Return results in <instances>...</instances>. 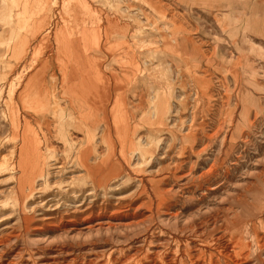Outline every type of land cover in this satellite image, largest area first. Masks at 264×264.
Listing matches in <instances>:
<instances>
[{
    "label": "rangeland",
    "instance_id": "obj_1",
    "mask_svg": "<svg viewBox=\"0 0 264 264\" xmlns=\"http://www.w3.org/2000/svg\"><path fill=\"white\" fill-rule=\"evenodd\" d=\"M32 79L40 90L19 99ZM82 81L100 101L89 132L67 119L82 102L59 98L63 82ZM0 101V141L15 119V160L24 131L31 190L46 187L27 189L29 225L15 223L5 258L19 251L15 264H149L159 254L157 264H264V0H0ZM115 120L130 121L126 133L97 128ZM85 134L89 157L79 165ZM83 169L89 183L71 185ZM10 175L0 170V196ZM46 238L57 241H39Z\"/></svg>",
    "mask_w": 264,
    "mask_h": 264
},
{
    "label": "bare ground",
    "instance_id": "obj_2",
    "mask_svg": "<svg viewBox=\"0 0 264 264\" xmlns=\"http://www.w3.org/2000/svg\"><path fill=\"white\" fill-rule=\"evenodd\" d=\"M77 67V66H76ZM69 76V75H68ZM87 79V78H86ZM67 81V80H66ZM87 81V80H86ZM53 82H55V81H53ZM89 82V81H88ZM56 84H57V82H55ZM54 83V84H55ZM64 83V82H63ZM62 83V84H63ZM45 84V83H44ZM61 84V85H62ZM21 85L22 84H19V88L18 89H22V87H21ZM58 85V84H57ZM60 85V89H61V91H60V95H59V98H63V99H65V93L66 94H69V95H71V93H72V97L71 98H69L68 100L69 101H71L72 100V98H74V100H79L80 102H82V104H81V106L79 107V111H75V110H72V111H75V112H73V113H71V115H70V118H67V119H69V124L71 125L70 127H73V126H80V128H82V130H84V131H86V132H89V131H93L91 128H90V119H92L93 118V116L95 117L96 116V114H94L93 113V111H91V109H92V107H95L97 104H99L100 103V101H97V98H95V96L93 95V94H91L92 95V98H91V96L89 95V87L91 86V84H88V83H84L83 81L82 82H77V83H67L66 82V84H64V85H62L61 86ZM55 86V85H54ZM9 87V86H8ZM39 87H40V84H36L35 83V81H34V79H32L29 83H26L25 85H24V87H23V89H22V91L18 94V98L19 99H22L23 100V98L25 99L26 98V96H29V95H31V94H35L36 93V91H38V89H39ZM92 87V86H91ZM198 88H200V86L198 87ZM16 89V88H15ZM40 90V89H39ZM59 90V89H58ZM18 91V90H17ZM43 91V90H42ZM50 92V91H49ZM59 92V91H58ZM57 92V93H58ZM198 92H199V90H198ZM55 93V92H54ZM63 93V94H62ZM15 94V93H14ZM44 94V93H43ZM42 95V94H41ZM99 95V94H98ZM48 96V95H47ZM53 96H55V94L53 95ZM56 97H57V95H56ZM6 98V97H5ZM41 98V97H40ZM49 98V97H48ZM116 98V97H115ZM170 98V97H169ZM12 99V98H11ZM2 100V99H1ZM8 100V99H7ZM115 100V99H114ZM118 100L119 99H117V104H118ZM14 101V100H13ZM45 101H47V100H45ZM55 101H57V99L55 100ZM113 101V100H112ZM173 101V100H172ZM1 102V101H0ZM4 102V101H3ZM6 102V101H5ZM120 103V102H119ZM2 105H3V103H2ZM10 105V104H9ZM12 105V104H11ZM10 105V106H11ZM14 105V104H13ZM171 105H172V103H171ZM15 106V105H14ZM104 106H105V104H104ZM118 106V105H117ZM3 107H5L4 105H3ZM9 107V106H8ZM13 107V106H12ZM119 107V106H118ZM174 107V106H173ZM11 108V107H10ZM57 108V107H56ZM122 108V107H121ZM129 108V107H128ZM72 109H73V107H72ZM94 109V108H93ZM62 110V109H61ZM119 110V109H118ZM122 110V109H121ZM120 110V111H121ZM176 110V109H175ZM15 111V110H14ZM60 111V110H59ZM64 111V110H63ZM63 111H61V112H63ZM67 111V110H66ZM111 111V110H110ZM115 111V110H114ZM71 112V111H70ZM107 112H109V110L107 109ZM119 112V111H118ZM169 112V111H168ZM10 113H11V111H10V109H7V111H6V115L7 114H9L10 115ZM60 113V112H59ZM66 113V112H65ZM124 113V112H123ZM117 114V113H116ZM66 115V114H65ZM68 115V114H67ZM111 116L109 113H106V114H104L102 117H109V116ZM133 114L132 113H129V112H127L126 111V114L124 115L127 119L129 118H132L133 116H132ZM148 115V114H147ZM155 115V114H154ZM8 116V115H7ZM16 116V115H15ZM113 116H115V115H113ZM146 116V115H145ZM61 117V116H60ZM67 117V116H66ZM181 117V116H180ZM1 118V117H0ZM17 118V117H16ZM116 118V117H115ZM122 118V117H121ZM153 118H155V117H153ZM10 119H11V117H10ZM18 119V118H17ZM66 119V118H65ZM9 120V119H8ZM166 120H167V118H166ZM111 121V120H110ZM18 122V121H17ZM20 122V121H19ZM8 122H6V124H7ZM21 123V122H20ZM27 123V122H26ZM11 132H10V138H9V140L7 141L6 139V143L3 141V142H1L0 141V151L2 150V149H4V148H6V147H11V151H10V155L9 156H7V157H5V155H3V154H1V156H0V170H4V169H6V170H8V171H11V173H12V175H10V181H9V186L8 187H6V189H5V194H3V196H0V224L1 223H4V222H6V221H8L10 218H15V212H16V210L20 213V215H19V218H18V221L17 222H13V224H11V225H6V226H4L1 230H0V264H15V255H17V256H20V253H17V252H19V251H17L16 252V254L15 255H13L12 256V258H5L4 257V254L6 253L7 254V252H9L8 251V246H10V244H11V242H12V239H13V237H14V234H13V232L15 231V223H17V225L18 226H21V222H22V220H25V221H27L28 220V218H24L23 216H22V212L24 211V202H25V200L27 199V197L30 195V194H33L34 192H31V191H36L37 193L38 192H43V191H45L46 190V187H45V185L42 183L41 184V186L40 187H34V189L33 190H31V184H30V182H29V172H28V170L26 169V166H25V162L23 161V159H24V157H26L28 154H29V150H30V148L31 147H33V145H32V141H31V139L29 138V136L24 132V131H22L23 132V134H21L20 135V140H18L19 142H20V147H19V156H18V158H17V160H15L16 158H15V149L17 148V147H15V119L13 120V118L11 119ZM23 124V123H22ZM127 124H130V121L128 122V123H124L123 124V126H121V124L120 123H118L116 120H115V122H114V125L113 126H107V125H101V126H97V128H101V130H102V134H104V133H109V132H111L112 130V132H115L116 134H121V133H123V132H125L126 130L125 129H127L128 127V125ZM173 124V123H172ZM19 125V124H18ZM26 125V124H25ZM60 125V127H61V124H59ZM165 125V124H164ZM176 125V124H175ZM20 126V125H19ZM58 126V125H57ZM173 126H174V124H173ZM176 126H178V125H176ZM3 127V126H2ZM6 127V126H5ZM59 127V128H60ZM124 127V128H123ZM140 127V126H139ZM8 128H10V127H8ZM110 128V129H109ZM18 129V128H17ZM168 129V128H167ZM176 129V128H175ZM10 130V129H9ZM64 130V129H63ZM3 131V130H2ZM1 131V132H2ZM5 131V130H4ZM16 132H18V131H16ZM64 132H65V130H64ZM35 133H37V132H35ZM126 133V132H125ZM7 134H9V133H7ZM29 134V133H28ZM43 134V133H42ZM113 134V133H112ZM2 135H3V132H2ZM5 135V134H4ZM32 135H33V133H32ZM46 136V135H45ZM123 136V135H122ZM38 137H39V135H38ZM87 136H86V134H85V137H83V139L84 140H80V141H77V143L79 144V147H77V146H75L76 147V152L75 153H77V154H75L76 156H75V160H77L76 161V163H79V165L81 164L80 162H82V161H84V160H87V157H89L88 156V154L89 153H87L88 151H86L88 148L87 147H89V146H87V145H85L86 144V142H88V140H86L85 138H86ZM18 138H19V136H18ZM17 138V139H18ZM34 138V137H33ZM39 139V138H38ZM68 140V139H67ZM113 140V139H112ZM39 141V140H38ZM48 141V140H47ZM114 141V140H113ZM44 142V141H43ZM153 142V141H152ZM36 143H39V142H36ZM45 143H46V141H45ZM48 143V142H47ZM83 143H85V144H83ZM43 144V143H42ZM41 144V145H42ZM44 145V144H43ZM48 145V144H47ZM73 146H74V144H72ZM71 145V146H72ZM146 146V145H145ZM41 147H43V146H41ZM48 147V146H47ZM145 148V147H144ZM143 148V150H145ZM152 148V147H151ZM150 149V148H149ZM90 150V149H89ZM7 151H9V149L7 150ZM32 151H33V149H32ZM47 151V150H46ZM91 151V150H90ZM148 152V151H147ZM146 152V153H147ZM18 153V152H17ZM31 153V152H30ZM44 153V152H43ZM83 153H85V157H84V154ZM51 154V153H50ZM102 155V154H101ZM164 156V155H163ZM102 157V156H101ZM31 158H32V154H31ZM43 159V158H42ZM67 159V158H66ZM99 159V158H98ZM101 159V158H100ZM99 159V160H100ZM16 161V162H15ZM32 161V160H31ZM44 162V161H43ZM68 161H62V163L60 164V165H58L57 166V170L56 171H58V172H60V171H62V169H64V167H65V164L67 163ZM97 162V161H96ZM105 165L106 164H108V161L107 160H103L102 161ZM101 162V163H102ZM31 164V166H32V163H30ZM96 164V163H95ZM111 164V163H110ZM17 167L19 168V169H17ZM30 167V166H29ZM43 167V166H42ZM92 167H100L101 168V166H92ZM44 168V167H43ZM96 168V169H97ZM95 169V168H94ZM96 169H95V172H97L96 171ZM16 170H18L19 172H20V174H19V176L18 177H16L15 178V171ZM41 170V169H40ZM36 171H38V170H36ZM43 171V170H42ZM41 171V172H42ZM39 172V171H38ZM93 172V171H92ZM47 173H49V171H47ZM50 174H51V172H50ZM55 174H57V173H54V175ZM100 174V173H99ZM35 175V174H34ZM42 175V174H41ZM69 176V175H68ZM46 177V176H45ZM9 178V177H8ZM91 178V177H90ZM5 179V178H4ZM7 179V178H6ZM128 179V178H127ZM68 181H69V183L71 184V185H73V184H77L78 182L77 181H79V182H85V183H89V181H88V179H87V174H86V169H83V173L82 172H80V173H78L77 175H71L68 179H67ZM32 182H33V180H32ZM56 182V181H55ZM62 182V181H61ZM6 183V182H5ZM34 183V182H33ZM50 184V183H49ZM55 184V183H54ZM94 185V184H93ZM33 186V185H32ZM75 187V186H74ZM33 188V187H32ZM92 188V187H91ZM27 189L28 190H31V191H27ZM93 189V188H92ZM91 189V191H89L88 193H87V195H91V194H93L94 192H93V190ZM1 190V189H0ZM4 191V190H3ZM68 191H70V190H68ZM80 190L78 189V188H74V189H71V191L70 192H68V193H70V195L71 196H69L70 197V199H72L73 201H75V200H77L78 201V199H79V197H80V193H78ZM31 192V193H30ZM35 195H37V194H35ZM86 195V196H87ZM38 196V195H37ZM86 196H84V198H83V200H85V198H86ZM98 196H99V194H98ZM43 197V196H42ZM94 198V197H93ZM121 198V197H120ZM125 198V197H124ZM92 199V198H91ZM117 199V198H116ZM95 201V200H94ZM84 202V201H83ZM117 202V201H116ZM128 202V201H127ZM46 203V202H45ZM33 204V203H32ZM42 204H44V202H43V199L41 198V200H39V201H36L35 202V204L34 205H30L29 204V210L30 211H33L38 205L41 207V205ZM66 204V203H65ZM64 204V205H65ZM91 204V203H90ZM94 204V203H93ZM116 204H118V203H116ZM125 204V203H124ZM129 204V203H128ZM10 205V209H11V211H9V213L6 211L5 213H3L2 214V210L6 207V206H9ZM58 205H59V203L57 202V203H55V205H53L54 207V209H55V206H57L58 207ZM82 205V203H80V204H78L77 206H81ZM121 205V204H120ZM119 205V206H120ZM90 206V205H89ZM88 206V207H89ZM122 206V205H121ZM129 206V205H128ZM87 207V208H88ZM50 208V207H49ZM48 208V209H49ZM41 209H43V208H41ZM78 209V208H77ZM6 210V209H5ZM37 210V209H36ZM202 211V210H201ZM204 211V210H203ZM202 211V212H203ZM17 212V213H18ZM167 212V211H166ZM43 214V213H42ZM28 215V214H27ZM26 216V215H25ZM215 216V215H214ZM40 217H42V216H40ZM50 217V216H49ZM68 217V216H67ZM70 218V217H69ZM209 218H210V216H209ZM206 219V218H205ZM222 219V218H221ZM69 220V219H68ZM210 220H212V219H210ZM28 222L29 221H27V224H28ZM213 226L212 227H215V226H217L216 224H217V217H214L213 218ZM207 224V223H206ZM24 225V224H23ZM29 225V224H28ZM1 226V225H0ZM210 228H211V226H210ZM17 229V228H16ZM202 234V233H201ZM88 235V234H87ZM221 235V234H220ZM81 236V235H80ZM17 237H18V235H17ZM197 237V236H196ZM219 237V236H218ZM38 239V238H37ZM42 239V238H41ZM50 239V238H49ZM35 240V239H34ZM41 243H44V244H46V245H51V244H54L56 241H55V239L53 238V239H50L49 241H48V239L46 238V239H43V240H39ZM224 242H226V241H224ZM38 244V243H37ZM218 246V245H217ZM7 248V249H6ZM21 248V247H20ZM23 248V247H22ZM43 248V247H42ZM31 249V248H30ZM45 249V248H44ZM7 250V251H6ZM26 250V249H25ZM66 250L67 249H65L63 246H61L60 248H57V250L56 251H58L57 253L58 254H60V253H66ZM21 251V250H20ZM29 251V250H28ZM41 251H43V250H41ZM33 252V251H32ZM31 253V252H30ZM38 254V253H37ZM10 256V255H9ZM56 256V255H55ZM134 256V255H133ZM133 256H131L132 258H134ZM148 256V255H147ZM23 257V256H22ZM51 257H53V256H51ZM131 257H130V259H131ZM159 257V261L161 262V263H163V261L164 260H162L161 258H160V256H159V254H157V256H156V258H154L153 260H151L150 262L151 263H149V264H157V258ZM16 259H17V257H16ZM20 259V258H19ZM129 259V260H130ZM21 260V259H20ZM169 260V259H168ZM179 260V259H178ZM166 261V260H165ZM127 262V261H126ZM130 262V261H129ZM167 262V261H166ZM239 262V261H238ZM19 263V262H18ZM34 263V262H33ZM32 263V264H33ZM24 264V263H23ZM39 264H56V261H48V262H42V263H39ZM135 264H140V260L138 259L136 262H135ZM142 264V263H141ZM144 264V263H143ZM180 264H182V263H180Z\"/></svg>",
    "mask_w": 264,
    "mask_h": 264
},
{
    "label": "crops",
    "instance_id": "obj_3",
    "mask_svg": "<svg viewBox=\"0 0 264 264\" xmlns=\"http://www.w3.org/2000/svg\"><path fill=\"white\" fill-rule=\"evenodd\" d=\"M128 36H129V34H128ZM132 36H134V35H131L130 37H132ZM32 78V77H31Z\"/></svg>",
    "mask_w": 264,
    "mask_h": 264
}]
</instances>
